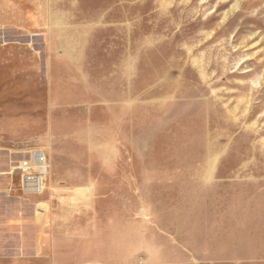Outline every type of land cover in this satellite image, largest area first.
I'll return each mask as SVG.
<instances>
[{
    "label": "rangeland",
    "instance_id": "obj_1",
    "mask_svg": "<svg viewBox=\"0 0 264 264\" xmlns=\"http://www.w3.org/2000/svg\"><path fill=\"white\" fill-rule=\"evenodd\" d=\"M0 264H264V0H0Z\"/></svg>",
    "mask_w": 264,
    "mask_h": 264
},
{
    "label": "built area",
    "instance_id": "obj_2",
    "mask_svg": "<svg viewBox=\"0 0 264 264\" xmlns=\"http://www.w3.org/2000/svg\"><path fill=\"white\" fill-rule=\"evenodd\" d=\"M48 159L43 151L32 150L28 159H24L17 169L21 172L23 187L30 192H39L48 173Z\"/></svg>",
    "mask_w": 264,
    "mask_h": 264
},
{
    "label": "bare ground",
    "instance_id": "obj_3",
    "mask_svg": "<svg viewBox=\"0 0 264 264\" xmlns=\"http://www.w3.org/2000/svg\"><path fill=\"white\" fill-rule=\"evenodd\" d=\"M46 187V186H45Z\"/></svg>",
    "mask_w": 264,
    "mask_h": 264
}]
</instances>
